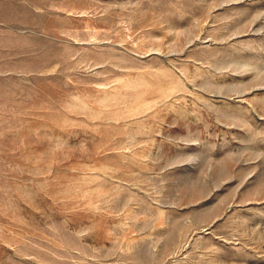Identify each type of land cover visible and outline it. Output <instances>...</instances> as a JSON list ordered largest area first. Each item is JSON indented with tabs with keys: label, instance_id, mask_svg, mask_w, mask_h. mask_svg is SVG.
<instances>
[{
	"label": "rangeland",
	"instance_id": "374dc122",
	"mask_svg": "<svg viewBox=\"0 0 264 264\" xmlns=\"http://www.w3.org/2000/svg\"><path fill=\"white\" fill-rule=\"evenodd\" d=\"M0 264H264V0H0Z\"/></svg>",
	"mask_w": 264,
	"mask_h": 264
}]
</instances>
